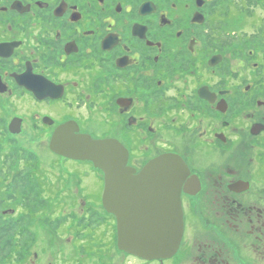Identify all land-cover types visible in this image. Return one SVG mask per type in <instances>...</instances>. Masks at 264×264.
I'll return each instance as SVG.
<instances>
[{"label": "flooded vegetation", "instance_id": "1", "mask_svg": "<svg viewBox=\"0 0 264 264\" xmlns=\"http://www.w3.org/2000/svg\"><path fill=\"white\" fill-rule=\"evenodd\" d=\"M64 124L184 160L173 256L119 249L91 161L60 155L96 198L42 165ZM152 263L264 264V0H0V264Z\"/></svg>", "mask_w": 264, "mask_h": 264}, {"label": "water", "instance_id": "2", "mask_svg": "<svg viewBox=\"0 0 264 264\" xmlns=\"http://www.w3.org/2000/svg\"><path fill=\"white\" fill-rule=\"evenodd\" d=\"M64 124L49 144L58 155L89 160L104 173L103 205L117 219L119 249L147 260L173 256L184 230L181 192L188 174L184 160L162 155L137 170L119 141L95 139Z\"/></svg>", "mask_w": 264, "mask_h": 264}, {"label": "rangeland", "instance_id": "3", "mask_svg": "<svg viewBox=\"0 0 264 264\" xmlns=\"http://www.w3.org/2000/svg\"><path fill=\"white\" fill-rule=\"evenodd\" d=\"M37 151L40 155L42 165L49 167V169H51L55 172H58L63 167H67V168H75V170L81 172V174L85 170H87L86 172L91 173L88 177L85 175L86 172H84L83 175H85V176L82 177L81 180H83V183H86L85 186L87 188L88 187L92 188L90 190L92 197H94V198L98 197L99 193L102 190L103 182L99 176L98 171L91 170L94 168L92 167V165H90V163L88 164L86 162H79V161H72V160L66 161L60 155H57V154L53 153L52 151H50L48 148H46V145L43 146L42 144L38 148ZM77 168H79V169H77ZM30 193L32 195L33 192L30 191ZM152 264H156V263H152Z\"/></svg>", "mask_w": 264, "mask_h": 264}]
</instances>
